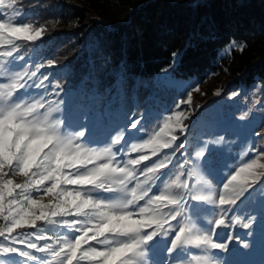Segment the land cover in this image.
Instances as JSON below:
<instances>
[{"label":"trees","instance_id":"trees-1","mask_svg":"<svg viewBox=\"0 0 264 264\" xmlns=\"http://www.w3.org/2000/svg\"><path fill=\"white\" fill-rule=\"evenodd\" d=\"M15 8L12 22L22 26L18 22L22 21L41 31L36 40L10 36L12 43H0V53L12 52L11 57L0 56V81L10 84L17 72L27 73L21 80L26 87L17 88V92L25 93L20 102H40L42 114L50 111L53 120L63 122V133L76 130L78 120L88 124V128L79 130L98 139H90L92 143L121 136V145L114 146L121 149L124 160L148 155L147 161L132 168L136 181L132 189L140 185L137 196H147L158 171L166 175L156 180L150 196L160 194L177 176L190 185L194 183L201 194L203 184L192 173L197 165L195 125L181 136L178 130L179 138L172 147L160 149L156 156H152L151 146L138 152H133L132 146L142 145L178 110L182 91L155 82V76L171 66L175 51L180 54L170 70L172 75L207 82L200 93L193 95V109L214 94L219 81L241 75L247 85L264 83V0H15ZM10 11H5V19ZM230 42L234 46L226 51ZM66 121L73 127H65ZM133 123H137L138 132L132 129ZM129 132L135 138L129 137ZM124 138L129 141L126 150ZM236 158L232 152L210 149L200 169L221 183L236 166ZM161 160L165 168L153 165ZM145 164L151 167L140 171ZM175 187L170 190L183 191ZM146 200L136 202L143 207ZM196 203L195 208H185L179 219L181 225L197 232L199 228L208 229L200 227L197 217L201 226L209 224L212 208L206 202ZM134 212L140 216L138 208ZM260 212L262 209L247 221L249 227L243 228L242 237L234 240L226 256L209 247L186 245L184 249L201 256H222L224 264H264V214ZM148 215L144 213L141 218ZM63 224L71 225V221L55 220L50 228L54 237L72 232ZM168 224L173 225L172 229L164 226L169 235L162 229L149 243L160 264H171L173 257L169 248L177 226L171 220Z\"/></svg>","mask_w":264,"mask_h":264},{"label":"snow or ice","instance_id":"snow-or-ice-1","mask_svg":"<svg viewBox=\"0 0 264 264\" xmlns=\"http://www.w3.org/2000/svg\"><path fill=\"white\" fill-rule=\"evenodd\" d=\"M6 10H11L8 19L4 17ZM16 11L15 0H0V21H3L0 22V26H2L0 27V43H12L10 36L5 37V30L16 34L17 38L23 35L26 40H36L40 36L39 29H32L31 25L22 21H18L22 26H13L11 21ZM33 31L35 34H30ZM232 43L230 42V45ZM13 50H15L14 44ZM179 54V51L171 54L173 64ZM0 56L11 57L12 52H3L0 53ZM26 75L27 73L17 72L10 84L0 81V123L4 125L2 151H0V217L4 221L3 224H0V264H81L85 260L89 264H139L141 260L148 259L146 252L148 245L156 236L160 235L164 226L167 224L168 229L173 228L172 224H168L169 220L175 222L177 226L176 230L171 233L174 236L169 248V252L173 254L170 260L171 264H176L177 261L182 264H192L193 259L197 260V264H210L208 256H201L199 252H193L192 249L185 250V245H194L195 249L209 247L223 250L228 247L223 242H212L211 227L223 226L225 224L223 218L215 219L209 224L204 223L201 226L199 217H197L200 227L209 229L208 234H198L194 228L181 225L179 218L183 217L185 208H189L192 202L215 203L216 201L214 197L199 194L195 190L194 183L190 185L187 179L181 181L180 176L172 180L158 195L150 196L149 193L156 180L160 176L166 175L159 171L151 182L147 196L140 197L133 192V199L127 201L122 198V195L105 198L94 197L93 193L97 190L127 194L124 193L122 186L115 183L116 178L109 175L110 172L124 171L123 166L115 163L116 152L120 149L114 151L111 146L103 147L100 150L85 147V144L91 145L92 142H90V138H86L84 143H81V138L86 137V133L79 129L88 128V124H82L78 120L75 127L80 135H62L60 124L57 123V120H53L50 111L43 114L40 112L39 109L42 107L40 102L21 103L25 93L16 92V95L13 96V92L17 88L24 89L26 87L21 83L22 78ZM38 113L43 115V120L38 118ZM177 121L179 123V117ZM65 127H73V125L66 121ZM131 127L137 132L139 131L137 123H133ZM167 127L168 124L165 123V128ZM40 129L45 130L43 134L39 133ZM125 130L127 131V129ZM163 131L164 129H161V132ZM128 136L134 137V134L129 132ZM159 136L160 134L157 133L142 145H133L132 151L138 152L141 148L151 146V154L156 156L160 149L171 148L172 142L176 139L175 136H172L171 139L158 138ZM45 137L48 138L47 143H45ZM128 142V139L124 138L125 150ZM107 143L121 145L122 137L118 135L113 140L110 136ZM179 147L182 145L177 146V148ZM79 157L96 161V163L89 164V168L92 169L90 174L78 175L85 170L65 163L66 160L76 159L77 165L83 164L84 160L77 159ZM138 157L139 159H128L124 165H141L142 162L149 159L146 154H140ZM120 159H123V154ZM106 161H111V163H106ZM96 164H99L100 167H97ZM153 165L163 169L165 161L154 162ZM254 165L255 161L245 164L235 171L234 175H231V179L227 183L223 184L225 191L219 193L218 205L228 207H222L220 209L222 213L228 214L229 208H234L238 203H242L243 199L255 191L257 187L255 178L251 181L248 179L249 176L255 177L251 171ZM181 166L183 167V165ZM150 167L145 164L140 168V171ZM66 169H71L68 172L76 178H66L64 175ZM16 173L24 176L30 175L35 179L30 178L28 183L23 185L15 184L8 177ZM242 174L244 175L242 176ZM46 182L50 186H47ZM133 182L136 183L135 180ZM64 183L87 185L88 191L65 193ZM173 186L183 191H171ZM29 188L36 192L43 190L53 199L58 195L72 197L68 200L69 207L75 209V214L71 219L80 221V223L63 224L65 229L73 231L70 236L63 235L66 239L60 243L52 244L50 240H46L45 229L37 226V221H44L46 224L53 222L45 211L46 206L51 205L53 200L43 203L42 200L33 199L30 194H26L24 191ZM15 189L22 190L19 195L23 196V203L13 197ZM6 196L13 197L7 201V204L5 203ZM146 198L145 205L140 207L136 201H145ZM165 204L168 206L165 207ZM13 206L15 207L13 208ZM148 206L153 207L150 209ZM137 208L140 217L144 213H150V215L145 216L144 219H133L134 211ZM37 209H40L43 214H37ZM52 216L55 220L69 219L67 215L60 216L58 213H53ZM117 220L128 226L111 228L110 225ZM26 225L35 231H16L23 229ZM154 225L155 227H153ZM243 227L247 228L249 225L244 224ZM164 234L169 235L167 229H164ZM219 234L218 231L217 235ZM185 236L191 237L193 242H181ZM78 237L79 239H77ZM41 241H43L42 244ZM83 241L87 242L83 243ZM90 241L95 242L96 246L89 243ZM85 245H87L86 248ZM97 246H102V248Z\"/></svg>","mask_w":264,"mask_h":264},{"label":"rangeland","instance_id":"rangeland-1","mask_svg":"<svg viewBox=\"0 0 264 264\" xmlns=\"http://www.w3.org/2000/svg\"><path fill=\"white\" fill-rule=\"evenodd\" d=\"M13 26L17 25L13 22ZM9 36L17 37L16 34H11L5 30V37L7 38ZM19 37H23V35H20ZM233 46L234 43L229 45L226 51H228V49ZM226 51H221V54H224ZM178 57L176 58L174 64L172 58L171 66L165 70H162L155 76V82L161 86H174L178 88L182 91L183 97L179 101L178 110L169 115L149 139L156 136L157 133L160 134L158 138L171 139L172 136H175L176 139H178V130L181 132V136L188 127L191 125L196 126V146L194 147V158L197 161V165L195 166L192 173L195 177L194 179L202 182L203 184V190L201 194L214 197L216 201L215 203H209L205 201L206 204L212 208L208 214L209 220L214 221L215 219L219 218H223L225 220V224L223 226H220L219 228L211 227V235L212 242H223L228 246L223 250H212L215 253L221 251L223 252L224 256H226L233 247L234 239L238 240V238H241L243 225L247 223V218L248 220H251L260 209H262V212L260 213L264 214V182H262L264 181V83L259 81L255 82L253 85H247L241 80V75L228 78L223 82L219 81L217 82L218 86L214 90V95L210 96V98L199 101L197 106L193 109L191 106L193 95L200 93L207 82L204 81L203 83H199L193 76L177 77L172 75L170 70L176 65ZM16 92L17 89L13 92V96L16 95ZM178 117L179 123L177 121ZM165 123L168 124L167 128H165ZM60 127L62 135L75 136L77 133V131L73 128L69 129L67 133H63V122L60 123ZM3 128L4 125L0 123V151H2ZM182 128L184 129L183 131L181 130ZM161 129H164V131L161 132ZM86 138H90L89 135L82 137L80 142L84 143ZM176 139L172 142V144L176 141ZM184 141H188V139H185ZM84 146L96 148L97 150L108 146L113 147L114 151L116 149H120L107 142H103L101 144L92 143L91 145L85 144ZM233 146L237 147V150L232 149ZM210 149H221L227 152H232L237 156L236 166L221 183H217L210 176L204 175L200 169L199 163L204 160L205 153ZM121 154V149L120 151L116 152L117 159L115 163H117L119 166H123L124 171L110 172L109 175L116 178L115 183H117L118 186H122L124 193L127 194L123 195L117 194L115 192L97 190L95 193H93L94 197L105 198L109 196L117 197L118 195H122V198L125 201L132 200V184L134 183L132 169L133 165H124L127 160L120 159ZM77 159H83L84 163L77 165L76 159L66 160L65 163L74 165L76 167H81L85 170L84 172L78 173V175L90 174L92 169L89 168V164L96 163V161L86 159L85 157H79ZM184 160L186 163L190 162V160H187L186 157ZM253 161H255V165L251 171L255 174V177L249 176L248 179L251 181L255 178L257 182L255 191L251 193L250 199L249 196H247L245 199H243L242 203H238V205L234 206V208H229L228 214L222 213L220 209L222 207H228L218 205L219 193L225 191L223 184L227 183L228 180L231 179V175H234L235 171H238L239 168L243 167L245 164L252 163ZM106 163H111V161H106ZM96 166L100 167L99 164H96ZM5 171H7V169H5ZM68 171H71V169H66L64 173L65 177L75 179L76 177L71 176V173ZM243 175L244 174H242V176ZM8 178L12 179L13 183L21 185L28 183L30 178L35 179L30 175L24 176L19 173L11 175ZM46 185L50 186L48 182H46ZM63 187L65 193L79 192L81 190L88 191L87 185H70L68 183H64ZM21 191V189H15L13 192V197H16L21 203H23V196L19 195ZM24 191L26 194H30L33 199L42 200L43 203H47L48 200H53V203L51 205H47L45 208L49 219L53 222L46 224L44 221H37V226L43 227L45 229L44 234L46 235V240H50L52 244L60 243L63 239H66L64 236L62 238L54 237L50 232V228L53 227L55 222V219L52 216L53 213H58L60 216L67 215L69 217L67 220L71 221V225L80 223V221L71 219V217L75 214V209L69 207L68 200L72 199V197H62L61 195H58L55 199H53L52 197L46 195L43 190L36 192L34 189L29 188ZM13 197L6 196L5 203L7 204V201ZM196 206L197 203L192 202L189 205L188 210L195 208ZM14 207L15 206H13V208ZM37 214L43 213H41L40 209H37ZM140 218L141 217L136 215L134 212L133 219ZM3 223L4 221L2 217H0V224ZM127 226L128 225L126 223H122L119 220L114 221L113 224L110 225L111 228H124ZM225 230L228 231L226 232ZM16 231L33 232L35 229L26 225L23 229H17ZM208 231L209 229L199 228L197 233L208 234ZM218 231L220 233L219 235H217ZM71 234L72 232H66L64 235L70 236ZM77 239H79V237ZM86 242L87 241H83V243ZM40 243L42 244L43 241ZM89 243H91L93 246H96L95 242L90 241ZM84 247L86 248L87 245ZM97 247L102 248V246ZM146 252L148 259L141 260L139 264H160L158 262L156 253L149 245ZM208 257L210 260H220L222 261V264H224V257L222 256H216L212 254ZM81 264H89V262L85 260L82 261Z\"/></svg>","mask_w":264,"mask_h":264},{"label":"clouds","instance_id":"clouds-1","mask_svg":"<svg viewBox=\"0 0 264 264\" xmlns=\"http://www.w3.org/2000/svg\"><path fill=\"white\" fill-rule=\"evenodd\" d=\"M37 115H38V118H39L40 120H43V119H44V117H43L42 114H39V113H38ZM57 123L60 124V121H57ZM44 131H45L44 129H40V130H39V133H40V134H43ZM76 135H80V133H76ZM47 142H48V138L45 137V143H47ZM130 163H131V162H130ZM139 188H140V185H137V188L134 189L133 191L136 192V191L139 190ZM181 242H193V241H192V238H191V237H189V236H185V238H184ZM210 264H222V261H220V260H210Z\"/></svg>","mask_w":264,"mask_h":264},{"label":"crops","instance_id":"crops-1","mask_svg":"<svg viewBox=\"0 0 264 264\" xmlns=\"http://www.w3.org/2000/svg\"><path fill=\"white\" fill-rule=\"evenodd\" d=\"M214 95V94H213ZM212 96V95H211ZM208 98H210V97H208Z\"/></svg>","mask_w":264,"mask_h":264}]
</instances>
